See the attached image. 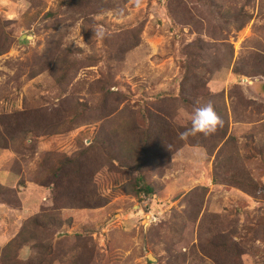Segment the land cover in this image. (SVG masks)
<instances>
[{
    "label": "rangeland",
    "instance_id": "obj_1",
    "mask_svg": "<svg viewBox=\"0 0 264 264\" xmlns=\"http://www.w3.org/2000/svg\"><path fill=\"white\" fill-rule=\"evenodd\" d=\"M207 104L222 125L180 140ZM4 116L36 130L2 133L0 263L264 264V0H0ZM141 138L151 195L124 161ZM92 140L63 193L31 182ZM81 191L102 206L64 201Z\"/></svg>",
    "mask_w": 264,
    "mask_h": 264
},
{
    "label": "trees",
    "instance_id": "obj_2",
    "mask_svg": "<svg viewBox=\"0 0 264 264\" xmlns=\"http://www.w3.org/2000/svg\"><path fill=\"white\" fill-rule=\"evenodd\" d=\"M51 15V13H49ZM192 54L188 55L187 57L192 59ZM187 62L188 60H186L183 64H182V72H184L181 77L184 78L185 80H187V71L189 68H187ZM262 63V62H261ZM241 71L238 68H234V73L235 75H239ZM183 84V82H182ZM195 91L197 93L202 92V93H207L208 90L207 88L204 87L200 88L197 87L195 88ZM171 98V99H175V96H173L172 94H164V95H157L154 97V101H159L165 98ZM178 99H180V101L185 104V105H189V106H193L192 108H194V103L192 100L190 99H186L185 97H178ZM16 119H13V117H7L4 116L2 118H0V139L2 140L1 142V146L0 149H7V143L5 141V139L2 137V133H4V135L8 136L11 138V140L13 141V137L9 136V135H20V138L22 140H19L24 146L26 145L28 139L33 138L31 136L32 131L36 130L34 129V125L31 124H24V122L21 119H17V117H15ZM17 120L20 122H17ZM142 139V138H141ZM230 139V136H229ZM149 138H143L141 140V146L140 147H136L137 153L136 152H130V157H126V159L128 160H124L126 163H129V167L127 169L130 170V174L133 177L132 172L136 175V179L134 180V184L133 187L135 186L136 191L135 193L140 194L143 193L144 195H151L153 193V188L151 187L150 184L147 183V181L145 180L144 175L141 173V169L144 166V162L146 157L149 154ZM96 143L94 142V140L91 141V144L88 146L89 148L87 150H83L81 152H79L78 154L74 155L72 158H59L58 159V167L54 168V165L52 167H45V166H40V169H36L34 171L35 175L32 177V183H35L36 186L40 187V188H49L51 186L55 187L53 188V191L55 192L56 195V190L60 191L62 189V193H63V188L64 186H66V182L67 181H62V177L60 179V181L57 183V185L55 186L53 182H55L52 177L53 174H56L57 172H60L63 168H68V167H72L73 168V177L77 178V174L75 172H78V166L76 165V162L79 159H82L84 154L86 155L87 153L91 152L94 148L97 149L98 147H96ZM101 150V148H99ZM103 149V148H102ZM132 151V150H131ZM156 156L154 157L155 159L159 158L161 156L160 152L157 151L155 152ZM150 156V155H149ZM148 156V157H149ZM48 158H52L50 156H46L45 158V162L48 161ZM116 159V158H115ZM57 162V159H56ZM117 162V161H115ZM57 171V172H56ZM132 171V172H131ZM71 173V174H72ZM12 194H14V192H11ZM9 193V194H11ZM18 191L16 190L15 192V197H17ZM6 195V193L0 191V198H4ZM48 196L45 197L44 200L47 201ZM65 202H69L70 204L72 203V206H74L75 208H81V209H96L102 206V204L100 203V196H98L97 192H87V191H81L80 192H75L74 194H70L69 197L65 196L64 199ZM15 203H18V200L16 199ZM1 205L7 206V204H9V206H11L12 204L9 203V201L7 200H2L0 201ZM53 204H54V211L55 210H60L62 207L61 204L58 203V200L55 198L53 199ZM19 236H22V232L18 233ZM17 234V235H18ZM20 240V237H19ZM18 238H14L13 241H11L8 245L7 248H11L13 247L16 242L19 241ZM25 244H21L18 246V249L21 248L22 246H24ZM7 250V249H5ZM0 264H4V262L2 261Z\"/></svg>",
    "mask_w": 264,
    "mask_h": 264
},
{
    "label": "clouds",
    "instance_id": "obj_3",
    "mask_svg": "<svg viewBox=\"0 0 264 264\" xmlns=\"http://www.w3.org/2000/svg\"><path fill=\"white\" fill-rule=\"evenodd\" d=\"M222 125V121L216 114L213 106L196 107L191 117V127L179 134V139L186 141L189 137L203 134L209 136L214 134L218 127Z\"/></svg>",
    "mask_w": 264,
    "mask_h": 264
},
{
    "label": "water",
    "instance_id": "obj_4",
    "mask_svg": "<svg viewBox=\"0 0 264 264\" xmlns=\"http://www.w3.org/2000/svg\"><path fill=\"white\" fill-rule=\"evenodd\" d=\"M148 259L149 261H155V259L152 256L148 257Z\"/></svg>",
    "mask_w": 264,
    "mask_h": 264
},
{
    "label": "built area",
    "instance_id": "obj_5",
    "mask_svg": "<svg viewBox=\"0 0 264 264\" xmlns=\"http://www.w3.org/2000/svg\"><path fill=\"white\" fill-rule=\"evenodd\" d=\"M146 217H154V216H152V215H147Z\"/></svg>",
    "mask_w": 264,
    "mask_h": 264
}]
</instances>
